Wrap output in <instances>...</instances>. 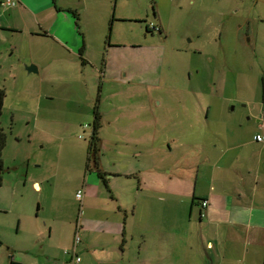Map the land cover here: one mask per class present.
<instances>
[{
	"label": "rangeland",
	"instance_id": "obj_1",
	"mask_svg": "<svg viewBox=\"0 0 264 264\" xmlns=\"http://www.w3.org/2000/svg\"><path fill=\"white\" fill-rule=\"evenodd\" d=\"M122 1L126 7L115 9V0H89L90 7L80 10L78 25L90 40L84 64L79 58L66 64L54 58L51 42L31 34L38 27L27 14L0 8V16L9 18L12 26H0V87L5 89L0 121L6 133L0 264L52 263L39 253L27 258L21 252L22 240L36 232L44 249L50 243L51 251L58 248L62 254L76 235L80 240L85 234L65 222L79 225L92 213L75 191L84 182L90 185H84L87 190L96 183L89 135L97 99L104 113L100 167L110 171L133 166L143 171L178 168L189 175L194 174L188 168L192 157L183 153L186 146L176 128L171 129L180 119L181 106L193 115L196 105L207 106L213 90L219 100L239 97L259 106L264 84V31L260 30L264 0H159L157 16L149 0ZM4 20L1 24L7 25ZM151 23L156 25L153 30L147 27ZM39 46L47 47V53ZM36 61L40 70L28 72L26 66L37 67ZM244 105L236 104V114ZM34 180L41 192L33 191ZM38 199L42 209L37 208ZM92 201L96 209L97 200ZM49 218L54 219V228L60 219L65 221L50 241L40 237L48 234L42 224ZM10 249L18 261L11 263Z\"/></svg>",
	"mask_w": 264,
	"mask_h": 264
},
{
	"label": "crops",
	"instance_id": "obj_2",
	"mask_svg": "<svg viewBox=\"0 0 264 264\" xmlns=\"http://www.w3.org/2000/svg\"><path fill=\"white\" fill-rule=\"evenodd\" d=\"M77 1L75 5L65 0H17L14 7L0 8L12 9L14 15L27 14L38 27L31 34L47 38L54 58L66 64L78 60L81 48L88 60L90 40L78 20L80 10L90 7L89 0ZM149 1L157 16L159 0ZM126 5V1L115 0L114 8ZM1 19L8 24L0 22V26L12 27L9 18L1 15ZM38 50L46 52L47 47ZM262 89L259 106L239 97L219 100L218 91L213 90L207 106L196 105L193 115L180 107V119L171 129L176 128L181 136L187 149L183 153L192 157L188 164L192 175L178 168L143 171L133 166L110 171L100 167L99 160L94 187L87 190L86 182L76 187V191L82 189V203L92 207L89 218L85 221L83 217L79 225L60 219L56 229L54 219H43L48 234L42 233V239L50 241L64 222L76 233L83 229L82 238L62 254L58 248L51 251L50 243L44 249L36 232L22 240L21 252L27 258L44 255L52 260L49 264H66L73 254L80 257L76 264H264V84ZM224 101L235 106L230 108ZM239 101L245 105L238 115ZM257 135L263 139L257 140ZM98 145L102 147V140ZM32 185L34 192H41L37 180ZM200 198L207 202L205 206ZM92 200H97L96 209ZM37 208L42 209L40 199ZM10 252L11 263L18 261L14 249Z\"/></svg>",
	"mask_w": 264,
	"mask_h": 264
},
{
	"label": "flooded vegetation",
	"instance_id": "obj_3",
	"mask_svg": "<svg viewBox=\"0 0 264 264\" xmlns=\"http://www.w3.org/2000/svg\"><path fill=\"white\" fill-rule=\"evenodd\" d=\"M97 103H98V99L97 101L94 102L93 120H92L91 126L89 125L91 128L90 135H89V150L95 153V156H94V164L96 165L95 170L99 172L98 168H99V160H100V155H99L100 147L98 143L103 139L99 133L104 124V113L102 111L101 112L99 111V107ZM90 157L91 156L89 154V159Z\"/></svg>",
	"mask_w": 264,
	"mask_h": 264
},
{
	"label": "built area",
	"instance_id": "obj_4",
	"mask_svg": "<svg viewBox=\"0 0 264 264\" xmlns=\"http://www.w3.org/2000/svg\"><path fill=\"white\" fill-rule=\"evenodd\" d=\"M16 4H17V0H0V6H1V7H4V8H7V7H14ZM147 27H149V29L153 30V29L156 28V25H155L154 23H151V24H150L149 26H147ZM263 118H264V110H263ZM86 127H89V125H84V128H86ZM256 139H257V140H262L263 137H261L260 135H257V136H256ZM82 195H83V194H82V190H81V189H78V190L76 191V193H75V196H76L79 200H81ZM201 204H202L203 206H205V205L207 204V202H206L205 200H203V201L201 202ZM78 240H79V237L76 235V236H75V241L77 242ZM79 260H80V257L77 256L76 254H73L71 260H70L68 263H66V264H76Z\"/></svg>",
	"mask_w": 264,
	"mask_h": 264
},
{
	"label": "trees",
	"instance_id": "obj_5",
	"mask_svg": "<svg viewBox=\"0 0 264 264\" xmlns=\"http://www.w3.org/2000/svg\"><path fill=\"white\" fill-rule=\"evenodd\" d=\"M78 58L81 60V63L84 64L86 62L85 58L82 56V48L79 50V57ZM4 98H5V89L0 87V119H1V114H2ZM5 144H6V133H5V131L1 125V121H0V186H1L2 180H3V176H2V171H3L2 152H3V149L5 147ZM202 201H203V199H201V202Z\"/></svg>",
	"mask_w": 264,
	"mask_h": 264
},
{
	"label": "water",
	"instance_id": "obj_6",
	"mask_svg": "<svg viewBox=\"0 0 264 264\" xmlns=\"http://www.w3.org/2000/svg\"><path fill=\"white\" fill-rule=\"evenodd\" d=\"M28 72H37V67L33 64L26 66Z\"/></svg>",
	"mask_w": 264,
	"mask_h": 264
}]
</instances>
